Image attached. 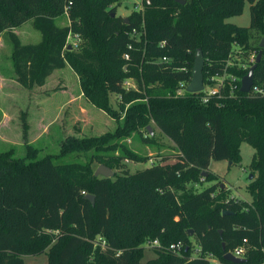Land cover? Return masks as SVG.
<instances>
[{"label":"trees","instance_id":"obj_1","mask_svg":"<svg viewBox=\"0 0 264 264\" xmlns=\"http://www.w3.org/2000/svg\"><path fill=\"white\" fill-rule=\"evenodd\" d=\"M119 1L0 0V35L8 34L15 80L32 90L69 67L84 98L122 122L102 136L66 137L55 157L35 160L38 149L29 144L21 158L12 150L0 153V264H25L21 256L46 251L48 264H209L207 255L233 264L224 254L243 245L241 264L264 263V0H140L142 10L126 19L116 15ZM245 2L249 27L228 23ZM66 9L69 25L58 27ZM28 21L41 36L37 44L23 45L12 32ZM70 34L83 38L80 51L67 50ZM235 48L262 52L247 94L240 92L246 72L226 67ZM197 50L204 57L203 85L224 76L207 103L203 92L175 96L180 83L187 89L191 81ZM127 79L138 88L126 91ZM111 94L120 109L111 107ZM150 123L174 144L172 163L161 158L133 174L94 176V162L113 171L125 160H142L121 146L119 154L109 152L115 139L142 128L149 133ZM243 142L255 150L245 188L250 202L230 197L221 184L193 189L215 180L211 161L238 165ZM91 151L84 164L54 163ZM153 240L161 245L152 248L156 258L141 263L144 245ZM178 242L179 253L167 249Z\"/></svg>","mask_w":264,"mask_h":264},{"label":"rangeland","instance_id":"obj_2","mask_svg":"<svg viewBox=\"0 0 264 264\" xmlns=\"http://www.w3.org/2000/svg\"><path fill=\"white\" fill-rule=\"evenodd\" d=\"M140 5V0H120L116 7V15L126 19L134 11L136 12V8ZM68 14L69 12L66 9L63 15L56 19V25L58 27H66L69 25ZM227 22L238 27H249L250 4L245 2L241 14L228 18ZM12 32L23 45L37 44L41 41V36L34 29L31 21L15 28ZM67 44V50L76 52L81 50L84 40L78 34H70ZM10 56L11 45L9 43L8 34L3 32L0 35V71L2 70L0 72V78L8 77V71L11 74L9 70V68L12 69ZM256 56L257 55L253 51H244L240 48H235L233 54L227 60L226 67L231 66L237 70L241 69L246 72V75L250 67L254 65ZM227 77L230 78L232 76L230 75ZM132 83L135 86L134 89L131 90L134 91L138 88V85L134 79ZM3 84L2 88H0V108L10 117L8 119L9 127L5 134L6 140H4L6 144L0 143V153L12 150L14 157L21 158L27 153L25 146L29 144L32 148L38 149V153L33 159L38 160L44 156L55 157L59 154L60 145L66 137L73 136L80 138L102 136L106 133H112L115 127L119 123H122L113 120L106 113L96 109L94 106L91 107L84 96H82L81 100H76L73 104L63 107V105L66 104L69 94H74L75 96L82 93L78 78L69 67L54 71L46 80L42 89H37L36 87L32 90L25 89L16 80L15 82H11L4 79ZM214 84L215 83L212 84V82L207 83L204 85V90L215 88L216 86H214ZM29 94L31 95V104L23 107L19 102L27 103ZM6 95H9L13 99L15 104V109L13 111L7 106L8 102L4 99ZM9 102H12V100L9 99ZM120 102L121 101L118 100L114 94L109 96V103L113 109H120ZM133 103H135V101L130 104ZM128 105L129 104H126V107ZM17 106H19L20 109H17ZM80 108H82L83 111H81ZM24 120L29 125L28 130L25 131L29 135V140L27 142H23L21 139V124ZM47 123L49 124L47 125L48 127L46 126V129L43 130L44 125ZM41 124L44 125L41 126ZM147 128L151 129L152 136L142 128L137 134H132L124 139H115L117 148L109 152L110 154H119V146H121L129 149L142 160L138 162L125 160L119 164L116 170H111L113 173L117 171L118 173L133 174L136 171L150 167L161 158L166 159L168 163L174 161L173 158L177 154L174 144L163 136L153 123H150ZM25 132L22 133V136ZM149 137L150 140L146 142ZM12 142L13 144L11 145L7 144ZM93 153L94 151L86 154L73 153L66 157L55 158L54 163L58 165L84 164L90 160V155ZM254 155L255 150L251 146L244 142L241 143V160L238 165H231L226 161H211L209 171L215 177V180L203 182L200 185L194 186L193 189L200 191L206 187L221 184L229 191L230 197L250 202L251 197L247 194L245 188L249 181L248 177L251 175L250 164ZM99 166L100 165L95 162L92 164L94 172ZM148 243L144 245L141 263L156 258L155 251ZM46 253L47 251L39 255H23L21 258L25 264H48Z\"/></svg>","mask_w":264,"mask_h":264},{"label":"water","instance_id":"obj_3","mask_svg":"<svg viewBox=\"0 0 264 264\" xmlns=\"http://www.w3.org/2000/svg\"><path fill=\"white\" fill-rule=\"evenodd\" d=\"M179 5H184L183 0H174ZM260 48H264V38L259 44ZM262 57V52L260 51L256 58L254 65L250 67L247 74L241 79L240 81V92L241 93H249L252 84H253V72L257 66V64L260 62ZM203 68H204V57L200 50H197L194 57V64L191 72V81L189 85L187 86L186 92L190 94H196L204 91V85H203ZM150 135H152L151 129L148 128ZM94 176L96 177H103V178H111L113 177V172L108 169L107 167L100 165L94 172ZM248 180H252V175H249ZM85 199L88 200L92 205L94 204V198L91 195H86ZM192 232L189 231V236H191ZM263 244H264V229H263ZM223 248V247H222ZM224 250V248H223ZM223 260L229 261L233 264H241L246 261L244 258H239L233 256L231 253H225L223 256Z\"/></svg>","mask_w":264,"mask_h":264},{"label":"built area","instance_id":"obj_4","mask_svg":"<svg viewBox=\"0 0 264 264\" xmlns=\"http://www.w3.org/2000/svg\"><path fill=\"white\" fill-rule=\"evenodd\" d=\"M146 5H149V1H146L145 3ZM140 8V9H139ZM143 8V5H142V2H141V5L138 6L136 8V12L140 11L141 9ZM131 35H133L134 37H138L141 35L139 32H137L136 30H133L131 32ZM69 37V36H68ZM68 40V38H67ZM164 43H161L160 46H163ZM129 50H131V47H129ZM123 59L125 61H129L130 60V55L128 53H125L123 54ZM161 62H167V59L163 58L161 60ZM212 81H214V86H216L215 88H211V89H206V91L204 90L203 93H204V96L202 98V101L203 103H207L208 100L211 98V97H214V96H217L219 94V91H220V88L223 86V77H213L211 78ZM230 80L232 82H235L236 79L233 78V77H230ZM133 79H127L125 81H123L122 83V87L126 90V91H130L131 89H134V84L132 83ZM184 84L183 83H180L179 84V88L176 90L175 92V96L176 97H181L183 96L184 92L186 91V89L184 88ZM235 88V86H233ZM244 243H246V241H243ZM148 243V242H147ZM150 245V247L152 248H161V245L159 243L158 240H153V241H149L148 243ZM183 247V244L181 242H178L176 244H170L168 246V250L173 252V253H179L180 250L182 249ZM245 251V247L244 245L235 249L233 252H230L233 256L235 257H239V258H242V255ZM198 252V251H197ZM206 260H208L209 264H219V261L216 260L215 258H213L211 255H207L206 257H204Z\"/></svg>","mask_w":264,"mask_h":264},{"label":"crops","instance_id":"obj_5","mask_svg":"<svg viewBox=\"0 0 264 264\" xmlns=\"http://www.w3.org/2000/svg\"><path fill=\"white\" fill-rule=\"evenodd\" d=\"M12 68V67H11ZM9 70L11 71V74H12V76H11V74L9 73V71H8V74H7V76L8 77H1L0 78V88H2V85H4L3 84V82H4V79H7V80H9V81H11V82H15V79H14V77H13V72H12V69H10L9 68ZM2 71V70H1ZM0 71V72H1ZM48 79V78H47ZM43 88V86L42 87H37V89H42ZM31 94V93H30ZM29 94V98H28V101H27V103L26 102H24V103H21V102H19V104H21L23 107H26L28 104H31V95ZM9 95H12V94H9ZM9 95H6L5 96V100H7V102H8V105L7 106H9V108H11L10 110L11 111H13L14 109H15V104H14V102H13V99L9 96ZM82 93H80V94H77V95H75L74 96V94H69V96L67 97V101H66V104H64L63 105V107H65V106H67V105H70V104H73L76 100H81V98H82ZM9 99L10 100H12V102H9ZM42 100V99H41ZM40 100V101H41ZM42 102V101H41ZM90 104V103H89ZM6 106V105H5ZM90 106L92 107V105L90 104ZM39 107H40V105H39ZM62 107V108H63ZM17 109H20V107L19 106H17ZM80 110L81 111H83V109L82 108H80ZM0 114H1V116H0V143H2V144H6L5 142H4V140H6V130L8 129V127H9V125H8V119H9V115L8 114H5V112L4 111H2L1 110V108H0ZM48 122V121H47ZM24 125H26V127H27V130H28V128H29V125L25 122V120L22 122V124H21V128L24 126ZM44 124H41V126H43ZM47 125H49L48 123L47 124H45L44 125V127H43V130H45L46 129V126ZM48 127V126H47ZM50 127V126H49ZM22 133H23V128H22ZM22 133H21V139H22V141L23 142H27L28 140H29V135H28V133L27 132H25V134L22 136ZM3 140V141H2ZM14 142V141H13ZM13 142L12 143H7L8 145H11V144H13ZM15 143V142H14Z\"/></svg>","mask_w":264,"mask_h":264}]
</instances>
